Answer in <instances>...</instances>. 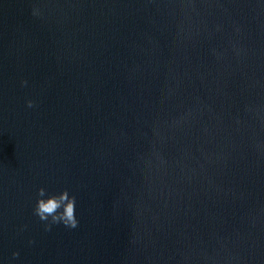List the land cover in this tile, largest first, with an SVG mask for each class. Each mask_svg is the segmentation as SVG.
<instances>
[{
  "label": "water",
  "instance_id": "water-1",
  "mask_svg": "<svg viewBox=\"0 0 264 264\" xmlns=\"http://www.w3.org/2000/svg\"><path fill=\"white\" fill-rule=\"evenodd\" d=\"M163 1L0 0V184L74 90Z\"/></svg>",
  "mask_w": 264,
  "mask_h": 264
},
{
  "label": "clouds",
  "instance_id": "clouds-1",
  "mask_svg": "<svg viewBox=\"0 0 264 264\" xmlns=\"http://www.w3.org/2000/svg\"><path fill=\"white\" fill-rule=\"evenodd\" d=\"M26 84V81L23 82ZM29 108L34 106L32 100L27 101ZM76 198L70 196L68 190H64L59 194L48 195L46 190L41 187L37 191V202L34 207V214L41 221L48 222L45 224V230H50L51 224L62 223L68 228H75L78 221L75 215ZM49 218L51 220L49 221ZM19 253H13V256H18Z\"/></svg>",
  "mask_w": 264,
  "mask_h": 264
}]
</instances>
